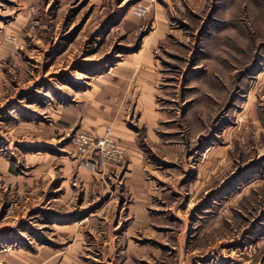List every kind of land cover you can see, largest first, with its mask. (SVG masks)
I'll return each instance as SVG.
<instances>
[{"label":"rangeland","instance_id":"rangeland-1","mask_svg":"<svg viewBox=\"0 0 264 264\" xmlns=\"http://www.w3.org/2000/svg\"><path fill=\"white\" fill-rule=\"evenodd\" d=\"M119 63L138 153L106 173L55 116ZM134 166L149 219L127 231ZM87 216L81 264H264V0H0V264H52Z\"/></svg>","mask_w":264,"mask_h":264},{"label":"crops","instance_id":"crops-1","mask_svg":"<svg viewBox=\"0 0 264 264\" xmlns=\"http://www.w3.org/2000/svg\"><path fill=\"white\" fill-rule=\"evenodd\" d=\"M148 52L149 51L144 54H141L142 51H140L137 54L129 55L125 60H128L129 62L135 61V57L138 56L139 58L141 56H146ZM135 71L136 70L134 66H120V63L117 66L112 67L109 72L98 78V80H96L92 84L90 90H88L83 95V99L75 104V111H72L71 108H69L71 106L67 107V110L63 109L61 111H57V116L55 117L58 119V122L62 121V123L65 124V127L70 128V132H85L92 135H101L104 130V127L110 125L112 127L113 137L120 144L121 147H123L124 149L129 148L131 150L134 147L135 149V138L124 127L123 103H121L118 99L120 96L122 98V93H120V90H122L121 85H128L130 83L129 81H131L130 79H128V77L132 75ZM147 88H149L148 81H146V86L144 85L141 87L139 86V88L134 87V89H131H137L136 91H139V89ZM139 92L140 96L138 97V99H136L137 109H140L139 111L142 112L143 117H147L146 121H148V123L154 122L156 116L154 115L155 111L153 109V104L149 106V92L145 90H141ZM131 95H136V93L131 91L130 96ZM137 150L138 148L136 147V150L134 151L138 153ZM91 165L95 166L94 164ZM129 169L131 170V173L129 174L131 175V177L126 178L125 187L129 188V193L132 192L135 195L136 200H134L133 202L131 201V205L127 208V212H129L126 217V219L129 220L127 231H130L133 227H135V225H137L140 220L149 219L146 204L147 197H145V194L148 192L149 188L144 185L143 179L139 177L140 174L134 172L135 170H137L136 166ZM82 170L85 172L87 171V169L85 170V168ZM114 171H118V166H109L105 170L106 173ZM91 173L92 172H90V175H93ZM134 174H136V176ZM91 182H94V187L97 186V182L93 178L90 180L86 179L84 181V186L93 187L91 185ZM132 184L135 185V190H132ZM67 200H69V198ZM89 219L90 218L87 216L79 222L74 221L68 223V225L55 226L56 234L59 232L67 233L66 239H60V236L57 237L58 245L53 248L59 251L64 250L67 253L63 257L58 256L57 254L56 260L54 259L55 263L60 262L59 264H81L79 262L80 259L78 253L82 251H87L88 249L92 248V244L87 243L84 235L85 232L83 230H79V228L83 225L84 222L88 221ZM91 223L93 224V222ZM114 228L115 232L117 227ZM37 259L38 258L35 257V261H30L29 259H24L23 254H17L13 256V258L10 260V262H7V264H38ZM54 260L51 262L52 264H54Z\"/></svg>","mask_w":264,"mask_h":264},{"label":"built area","instance_id":"built-area-1","mask_svg":"<svg viewBox=\"0 0 264 264\" xmlns=\"http://www.w3.org/2000/svg\"><path fill=\"white\" fill-rule=\"evenodd\" d=\"M146 10V6L140 5L136 11L138 15H142ZM73 144L76 154L82 160L103 171L109 166H118L125 161L126 151L113 137L110 125L104 127L101 135L77 132Z\"/></svg>","mask_w":264,"mask_h":264}]
</instances>
